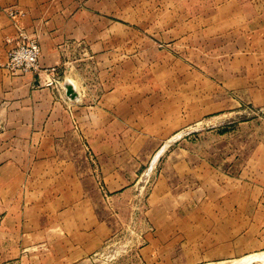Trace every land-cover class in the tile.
<instances>
[{
    "label": "crops",
    "instance_id": "crops-1",
    "mask_svg": "<svg viewBox=\"0 0 264 264\" xmlns=\"http://www.w3.org/2000/svg\"><path fill=\"white\" fill-rule=\"evenodd\" d=\"M10 8L20 13L11 17ZM176 12L189 17L183 36ZM145 30L155 44L170 46L178 36L187 54L196 49L201 60L222 62L231 69L222 82L229 92L264 107V0H0V257L43 247L79 252L85 239L94 251L111 230L82 215L86 189L97 185L89 148L101 164L126 154L106 141L128 133L162 141L187 125L175 106H144L131 62L143 60ZM21 35L38 40L39 69L14 75L8 51ZM54 76L59 83L46 85ZM259 148L249 166L258 154L264 163ZM262 170L263 180L224 179L219 195L201 197L205 213L184 214L168 226L165 245L157 234L140 251L153 264H233L264 252ZM100 171L107 188L123 187L120 169Z\"/></svg>",
    "mask_w": 264,
    "mask_h": 264
},
{
    "label": "rangeland",
    "instance_id": "rangeland-1",
    "mask_svg": "<svg viewBox=\"0 0 264 264\" xmlns=\"http://www.w3.org/2000/svg\"><path fill=\"white\" fill-rule=\"evenodd\" d=\"M177 8L182 10L183 3ZM188 19L186 13L176 12L177 34L183 36ZM187 50L178 36L170 46L158 45L152 41L151 30H145L143 60L131 62V68L137 65L138 84L144 86V106L153 112L161 101L169 108L175 106L177 118L185 119L187 125L162 141L133 133L125 140L106 141L112 150L126 154L101 158V164L89 148L97 185L86 189L89 212L82 215H95L102 228L106 222L110 236L94 251H88L95 245L85 239L79 252H49L43 247L2 255L0 264H153L140 250L151 243L153 235L160 234L161 241L165 240L168 226L180 223L184 214L205 213L199 205L201 197L219 195L224 179L263 180L264 163L259 162L263 154H258L256 163H248L254 160L255 148L264 145V107L229 92L222 82L231 69L223 68L222 62L201 60L196 49L191 54ZM130 78L128 86L134 84ZM101 165L122 171V188L105 186ZM242 190L248 189L241 183ZM255 190L250 193L255 195ZM166 243L167 239L162 244Z\"/></svg>",
    "mask_w": 264,
    "mask_h": 264
},
{
    "label": "built area",
    "instance_id": "built-area-1",
    "mask_svg": "<svg viewBox=\"0 0 264 264\" xmlns=\"http://www.w3.org/2000/svg\"><path fill=\"white\" fill-rule=\"evenodd\" d=\"M11 17L18 15L16 9L7 10ZM41 56V48L37 39L29 38L21 35L8 51L7 69L12 74H21L39 69V61ZM52 72H56V68H51ZM58 79L54 76L46 85L58 84ZM89 157L92 158L90 152Z\"/></svg>",
    "mask_w": 264,
    "mask_h": 264
},
{
    "label": "bare ground",
    "instance_id": "bare-ground-1",
    "mask_svg": "<svg viewBox=\"0 0 264 264\" xmlns=\"http://www.w3.org/2000/svg\"><path fill=\"white\" fill-rule=\"evenodd\" d=\"M257 260H261L264 262V252L244 257L239 261L234 262L233 264H252L253 261Z\"/></svg>",
    "mask_w": 264,
    "mask_h": 264
},
{
    "label": "water",
    "instance_id": "water-1",
    "mask_svg": "<svg viewBox=\"0 0 264 264\" xmlns=\"http://www.w3.org/2000/svg\"><path fill=\"white\" fill-rule=\"evenodd\" d=\"M67 94L69 96L73 97L74 91L72 90V88L70 86L67 88Z\"/></svg>",
    "mask_w": 264,
    "mask_h": 264
}]
</instances>
